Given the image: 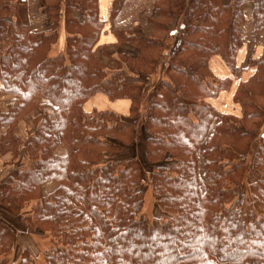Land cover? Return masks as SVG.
Listing matches in <instances>:
<instances>
[{
	"label": "trees",
	"instance_id": "obj_1",
	"mask_svg": "<svg viewBox=\"0 0 264 264\" xmlns=\"http://www.w3.org/2000/svg\"><path fill=\"white\" fill-rule=\"evenodd\" d=\"M43 3L34 29L25 0H0V96L16 101L0 103V264L18 240L6 215L51 234L47 264H264V49L238 60L246 8L257 34L264 0H157L146 24L112 26L115 45L100 44V0ZM232 90L221 112L212 101ZM97 94L129 114L86 110ZM148 182L165 219L143 214ZM17 264H36L28 248Z\"/></svg>",
	"mask_w": 264,
	"mask_h": 264
},
{
	"label": "crops",
	"instance_id": "obj_2",
	"mask_svg": "<svg viewBox=\"0 0 264 264\" xmlns=\"http://www.w3.org/2000/svg\"><path fill=\"white\" fill-rule=\"evenodd\" d=\"M102 1L103 0H100L101 17L103 20L107 21V24L105 26V30H104V32L101 36V40H100V44H102V45L103 44L115 45L117 43V38H116L114 32L112 31V26H114L116 28L134 27L137 25L146 24L150 17L156 16L155 15L156 13L154 10V4L157 0H143L141 3H133V2H131V0H126L122 11L116 16L114 21L111 23L108 20L110 17L112 5H111V8L109 10V13L108 14H107V12L104 13ZM106 1H108V3H109V0H106ZM113 1L114 0H112V2H111L112 4H113ZM224 3H227V2L224 1ZM106 11H107V6H106ZM251 12H252V6H248L246 8V14H245L246 20H245V23L242 25V37L245 40V45L240 50V53L238 56V60H239L240 64L246 62L248 57L250 56V54H252L253 52H255L256 54H259L264 49V29H260L256 34V28H255V24H254V20H253ZM29 13H30V16H29L30 23L34 29H44L48 25V22L46 21L45 18L41 21L40 19H38L36 12L35 11L32 12V6L31 5H30ZM143 31L146 33H151V32H153V27L151 25L147 26L143 29ZM211 64H212V67H213L214 71L216 72V74H218L220 77H226V76L230 75L229 69L226 67V65L224 64V62L222 61V59L220 57H214L212 59ZM247 75H248V73L245 72L244 74L242 73V75L240 77L242 79L243 78L245 79V78H247ZM236 78H238V74L236 75ZM232 95H233V90L230 92L224 91L221 93V95L219 96L218 99L213 100L212 102L221 112H228L230 110L226 109L227 105L223 106V104H224V102L226 104L228 102H231V104L233 105ZM93 98H95V96L92 97V99ZM118 100H120V99H118ZM15 102L16 101H15V98L13 96H10V95H1L0 96V103H7L10 105H14ZM114 105H117V108H115L116 109L115 112H117V113L122 112L124 115L129 114L130 106H131L130 100H129V103L123 102V103H121V105H120V103H117ZM95 108L98 109V107L96 105H94L93 107L87 106V102H86V104H85L86 110L91 111ZM16 133L21 138H25V136H26L25 127L24 128L20 127V129H18L16 131ZM11 159H12V154H8L0 161V169H1L0 180L2 178L6 177V175L8 174V172L10 170V166H7V167L4 166L3 167V165H4L3 161L5 160L6 162H8ZM53 187H54V184L48 185L47 187L44 188L45 192H49Z\"/></svg>",
	"mask_w": 264,
	"mask_h": 264
},
{
	"label": "rangeland",
	"instance_id": "obj_3",
	"mask_svg": "<svg viewBox=\"0 0 264 264\" xmlns=\"http://www.w3.org/2000/svg\"><path fill=\"white\" fill-rule=\"evenodd\" d=\"M28 4V13L30 10V5L32 6V12H36L38 19L41 21L45 18L46 21L48 22L47 15L44 11V3L43 0H25ZM143 0H131L133 3H141ZM223 2H227L226 4L231 3L232 0H222ZM112 0L108 1L103 0L102 1V6H103V12L109 13V10L112 5ZM30 4V5H29ZM106 6H107V11H106ZM30 16V13H29ZM177 25V20H174L171 24V28L176 27ZM112 35V34H111ZM65 37L66 33L62 27L60 30V38L59 41L56 45H54L53 49L51 50V55L55 56L57 54L65 52ZM114 37V36H113ZM164 77V66L161 67L158 71V73L151 78V82H157L161 78ZM123 102H128V99H120V100H110L108 99L104 94H97L95 98H91V100L87 101V106L93 107L96 105L98 109L100 110H114L116 111L115 108H117V103H123ZM224 102V101H223ZM226 106L227 110H233V105L231 102H228L227 104L224 102L223 106ZM120 114L124 115L122 112ZM23 151H25V147L23 148ZM22 157L25 159V153L22 152ZM1 161V160H0ZM8 164H4L3 167ZM1 173V169H0ZM257 174L252 173L251 180L255 181L257 179ZM3 179V178H2ZM1 179V180H2ZM145 203H144V208H143V214L148 217L150 220L154 218H162L165 219L166 213L162 211L160 206L155 200V197L153 195V188L150 184V182L147 183V188L145 189ZM31 206L27 207L22 215H27L31 211ZM1 215H5L4 213L0 212ZM5 218L11 222L13 227L16 229L17 234H18V240L17 243L14 247V249L8 254V257L10 258V264H17V259L21 252L23 251L24 248H28L30 252L32 253L35 263L36 264H47L45 257H44V251L51 248L54 245V241L52 239V236L50 233L42 234L38 230H30L25 226V223L23 220H21L20 216H17L14 218L8 217L7 215ZM24 223V224H23Z\"/></svg>",
	"mask_w": 264,
	"mask_h": 264
}]
</instances>
